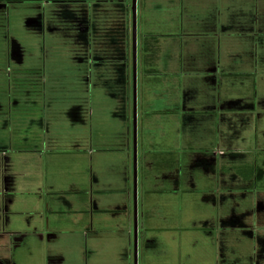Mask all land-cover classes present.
Returning <instances> with one entry per match:
<instances>
[{
	"label": "rangeland",
	"instance_id": "obj_1",
	"mask_svg": "<svg viewBox=\"0 0 264 264\" xmlns=\"http://www.w3.org/2000/svg\"><path fill=\"white\" fill-rule=\"evenodd\" d=\"M263 81L264 0H137L134 162L131 0H0V264H135V219L159 244L137 247V264H184L201 214L185 211L191 160L210 156L219 123L227 143L232 98L264 111ZM192 99L222 122L218 108L186 112ZM257 114L235 125L248 202L264 189Z\"/></svg>",
	"mask_w": 264,
	"mask_h": 264
},
{
	"label": "crops",
	"instance_id": "obj_2",
	"mask_svg": "<svg viewBox=\"0 0 264 264\" xmlns=\"http://www.w3.org/2000/svg\"><path fill=\"white\" fill-rule=\"evenodd\" d=\"M196 12L199 11L196 9ZM150 38L151 36L149 35L143 37V41L144 39H149V44L144 41L147 46L145 45L143 48L145 51L146 49L150 51V57L153 58V61L155 57L156 59H158V57L161 59V54H159L160 52L157 48L158 45L150 42ZM151 43H153L154 46H152ZM190 98L192 97L188 99ZM201 100L202 99H192L189 103H185L184 110L191 114H196L202 109L204 112H207L206 109L217 110L219 106L215 104H206L205 102L201 103ZM233 100H235L234 103ZM247 100V103L243 104L241 99H231L230 107L227 108L229 110V116L227 115V119L225 118L228 120L230 117V123L223 127V132L225 131L227 133V136H224L227 143L224 144L222 141L223 135L219 123L217 124L216 131L218 133V137H216L217 142L210 156L207 154L204 157L193 158L191 160L192 174L184 181V187H188L185 189L188 195L185 198V211L191 212L195 210L201 214L198 218L192 217L193 219H191L190 216L186 221L190 222L185 225L190 236L188 239H181V241L185 243V250H188L190 247L187 245H191L192 251L187 253L184 251V264H241V256L238 252L244 251L245 253L246 250L243 249V245L244 243L249 244L248 241L250 240H254L255 244L253 243L254 246L251 247L250 255H247L245 259H247L248 262L250 258L253 264H256V262L257 264H259V262H261L260 264H264V189L258 194L256 202H248L250 189L247 183L250 179L246 176L249 173L250 164V160L247 157L249 154V149L247 148L248 140L244 137L245 135H240V132H237L238 127L235 126L237 120H239V115L246 117V120L243 118L241 126L239 127L243 130L245 127L250 126L247 117H252V114L258 113L257 116L260 117V119H264V111L259 109L260 104L254 102L252 96ZM218 109L219 111H216L217 113L215 114L218 121L221 120L222 122V107ZM210 112L211 111H208L206 114ZM257 122H259V120H257ZM239 139L244 141V147H241V145L238 146ZM52 140H57V138H53ZM221 148H227L229 150L227 159L225 158V151ZM223 162L229 164V167H224L225 164H222ZM212 169L216 170V174L213 172L212 174L207 173L201 175L203 171L208 172L209 170L212 171ZM245 171L247 174L244 173ZM5 180L7 181V179ZM4 185L9 187L8 182H5ZM134 197H136V192ZM151 219H153V217H151ZM212 224H216L217 226L209 229L213 226ZM145 226L146 224H143L142 221L140 226L136 225V236L138 234V241L136 239V251L137 247H139V249L142 247V249L145 248V250L152 249L153 254L154 248H157L159 244L154 241L155 239L153 238L155 237L151 238L153 241L146 242L145 239L147 237L142 235V230H144V228L146 229ZM126 228L128 234H130V223ZM150 229L155 231L156 227H150ZM256 231H258L257 234ZM50 238H52L51 235ZM207 239L211 240V249L214 247V255L206 257L209 259H205L201 255L202 253L210 255L207 252L205 244ZM138 242L139 245H137ZM150 256L151 255L143 253V264L146 263V259ZM204 259L209 261L204 263L202 261Z\"/></svg>",
	"mask_w": 264,
	"mask_h": 264
},
{
	"label": "water",
	"instance_id": "obj_3",
	"mask_svg": "<svg viewBox=\"0 0 264 264\" xmlns=\"http://www.w3.org/2000/svg\"><path fill=\"white\" fill-rule=\"evenodd\" d=\"M136 1L131 0V12H132V97H133V144H134V162H135V145H136ZM136 221V220H135ZM136 223L134 225V254L136 264Z\"/></svg>",
	"mask_w": 264,
	"mask_h": 264
}]
</instances>
